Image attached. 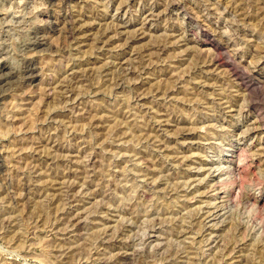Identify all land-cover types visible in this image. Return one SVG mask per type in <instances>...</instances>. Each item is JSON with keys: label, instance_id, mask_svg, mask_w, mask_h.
<instances>
[{"label": "rangeland", "instance_id": "rangeland-1", "mask_svg": "<svg viewBox=\"0 0 264 264\" xmlns=\"http://www.w3.org/2000/svg\"><path fill=\"white\" fill-rule=\"evenodd\" d=\"M0 81V264H264V0H0Z\"/></svg>", "mask_w": 264, "mask_h": 264}, {"label": "bare ground", "instance_id": "bare-ground-1", "mask_svg": "<svg viewBox=\"0 0 264 264\" xmlns=\"http://www.w3.org/2000/svg\"><path fill=\"white\" fill-rule=\"evenodd\" d=\"M72 29H73V27L71 25H69L68 28H67V34L71 35V33H73V30ZM38 30H36L35 33H38L39 32ZM40 44H42L41 38H35L34 42L31 43V48L30 49H34L37 45L39 46ZM23 67L24 68L22 70L21 75L23 76L24 80L32 81L33 78L36 76V74H35V71H36V68H35V59L34 60L33 59H26L24 61V66ZM4 78L6 79V77H4ZM7 89H8V87L6 89H4L3 87L0 86V104H1V100L3 99V96L5 95L4 94V91L7 90ZM236 167L237 166H234L233 172H234V170L235 171L237 170Z\"/></svg>", "mask_w": 264, "mask_h": 264}]
</instances>
